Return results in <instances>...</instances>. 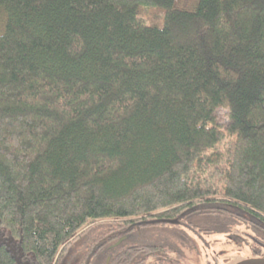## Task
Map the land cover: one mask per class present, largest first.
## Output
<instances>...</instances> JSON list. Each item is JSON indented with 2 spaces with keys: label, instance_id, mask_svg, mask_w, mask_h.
<instances>
[{
  "label": "trees",
  "instance_id": "trees-1",
  "mask_svg": "<svg viewBox=\"0 0 264 264\" xmlns=\"http://www.w3.org/2000/svg\"><path fill=\"white\" fill-rule=\"evenodd\" d=\"M176 1L0 0V264H187L150 224L264 257V0Z\"/></svg>",
  "mask_w": 264,
  "mask_h": 264
},
{
  "label": "rangeland",
  "instance_id": "rangeland-1",
  "mask_svg": "<svg viewBox=\"0 0 264 264\" xmlns=\"http://www.w3.org/2000/svg\"><path fill=\"white\" fill-rule=\"evenodd\" d=\"M197 0H177L176 5L193 8ZM159 12L161 17H159ZM163 8H152L142 16L150 24H162ZM159 17V18H158ZM218 119L227 125L224 109H218ZM129 243L156 244L169 247L170 254H180L187 264H236L253 257L242 238L226 231L206 232L190 226L173 227L169 224L138 226L130 234ZM78 257H75L77 260ZM96 264H101L100 261Z\"/></svg>",
  "mask_w": 264,
  "mask_h": 264
},
{
  "label": "water",
  "instance_id": "water-1",
  "mask_svg": "<svg viewBox=\"0 0 264 264\" xmlns=\"http://www.w3.org/2000/svg\"><path fill=\"white\" fill-rule=\"evenodd\" d=\"M176 221L177 220H173V219H152V220H147L145 222L155 223V222H176ZM236 264H264V257H251V258L242 260Z\"/></svg>",
  "mask_w": 264,
  "mask_h": 264
},
{
  "label": "flooded vegetation",
  "instance_id": "flooded-vegetation-1",
  "mask_svg": "<svg viewBox=\"0 0 264 264\" xmlns=\"http://www.w3.org/2000/svg\"><path fill=\"white\" fill-rule=\"evenodd\" d=\"M125 237H126V236H123V237H121V238L123 239V238H125ZM121 238H120V239H121ZM120 239L117 241V243H119V242L122 240V239H121V240H120ZM108 260H109V257H108Z\"/></svg>",
  "mask_w": 264,
  "mask_h": 264
}]
</instances>
